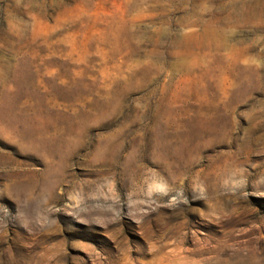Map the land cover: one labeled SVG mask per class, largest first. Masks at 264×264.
I'll list each match as a JSON object with an SVG mask.
<instances>
[{
	"label": "rangeland",
	"instance_id": "1",
	"mask_svg": "<svg viewBox=\"0 0 264 264\" xmlns=\"http://www.w3.org/2000/svg\"><path fill=\"white\" fill-rule=\"evenodd\" d=\"M0 264H264V0H0Z\"/></svg>",
	"mask_w": 264,
	"mask_h": 264
}]
</instances>
